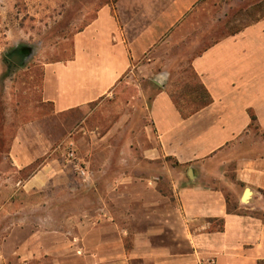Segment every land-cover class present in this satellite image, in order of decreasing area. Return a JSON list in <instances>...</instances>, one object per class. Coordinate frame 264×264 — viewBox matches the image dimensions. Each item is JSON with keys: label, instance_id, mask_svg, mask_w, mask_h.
<instances>
[{"label": "crops", "instance_id": "1", "mask_svg": "<svg viewBox=\"0 0 264 264\" xmlns=\"http://www.w3.org/2000/svg\"><path fill=\"white\" fill-rule=\"evenodd\" d=\"M203 1L137 0L129 10L105 3L76 35L73 58L44 66L42 103L56 115L101 105L119 93L127 74L159 90L150 103L149 140L131 142L135 156L115 164L114 174L91 177L79 158L78 165L46 162L28 180L6 179L15 184L14 197L45 196L50 204L48 219L37 217L33 253L20 263H264V18L214 40L191 60L201 101L175 100L167 74L155 63L137 64L153 48L162 53L159 40L190 37L178 33ZM153 7L161 9H146ZM211 21L210 28L218 22ZM22 140L19 134L13 155L25 151L21 145L29 151ZM35 157L15 160V173L31 169ZM155 168L162 173L155 176ZM99 179L104 190L91 186ZM45 221L53 233L48 243ZM6 261L0 249V264Z\"/></svg>", "mask_w": 264, "mask_h": 264}, {"label": "rangeland", "instance_id": "2", "mask_svg": "<svg viewBox=\"0 0 264 264\" xmlns=\"http://www.w3.org/2000/svg\"><path fill=\"white\" fill-rule=\"evenodd\" d=\"M135 1L0 0V20L3 23L0 28V209L7 207L5 213L0 212V249L7 260L4 264H22L19 261L22 256L33 253L37 217L45 214L48 219L50 206L45 196L14 197L15 184L5 182L8 177L17 174L28 180L46 162H57L61 166L72 163L66 159L68 150H71L68 144L72 142L76 157L83 160L79 159L89 176L112 175L117 170L115 164L123 159L129 164L135 156L129 148L131 142L137 146L139 142L145 144L149 140L146 131L150 127L149 108L151 99L159 90L150 79L127 74L114 97L101 105H92L89 110L67 114H54L41 98L44 66L65 63L73 58L76 35L90 25L98 9L105 3L117 2L129 10ZM205 1L187 15L185 31L178 33L193 37L159 40L156 46H166L167 49L155 54L153 48L137 63H155L158 73L167 74V89L177 101L202 100L203 89L191 70V60L198 52L214 40L264 18V0ZM211 20L218 22L210 28ZM19 47H27L32 52L23 66L10 60L12 51ZM121 120L122 125L115 133V126ZM39 133L45 138L42 143L37 141ZM19 134L29 151L21 145L20 150L25 151L13 155V144ZM104 138L107 139L104 141ZM26 154L33 158L37 154L33 167L15 173V160H23ZM126 169L128 173L129 167ZM161 173V168H155L153 172L155 176ZM91 186L105 189L100 179ZM4 187L10 189L4 190ZM229 208L232 211L238 209L237 202L232 200ZM45 222L42 240L48 243L53 233L50 224ZM30 261L25 259L24 262L33 264Z\"/></svg>", "mask_w": 264, "mask_h": 264}, {"label": "flooded vegetation", "instance_id": "3", "mask_svg": "<svg viewBox=\"0 0 264 264\" xmlns=\"http://www.w3.org/2000/svg\"><path fill=\"white\" fill-rule=\"evenodd\" d=\"M31 56H32L31 49L27 47H19L16 50L12 51V53L10 54V60L13 61L18 66H23Z\"/></svg>", "mask_w": 264, "mask_h": 264}, {"label": "built area", "instance_id": "4", "mask_svg": "<svg viewBox=\"0 0 264 264\" xmlns=\"http://www.w3.org/2000/svg\"><path fill=\"white\" fill-rule=\"evenodd\" d=\"M68 147H71V146H68ZM66 159H67V161H69V162H72V163H75V164H77L78 163V161H77V157H76V154H75V151L74 150H68V152H67V155H66ZM78 165V164H77ZM79 170H80V172L82 173V174H84L85 172H84V170L82 169V168H79ZM201 264H215L212 260H208V261H204V262H202Z\"/></svg>", "mask_w": 264, "mask_h": 264}, {"label": "water", "instance_id": "5", "mask_svg": "<svg viewBox=\"0 0 264 264\" xmlns=\"http://www.w3.org/2000/svg\"><path fill=\"white\" fill-rule=\"evenodd\" d=\"M15 60H16V57H15ZM16 63H19V62H16ZM190 173H191V171H190ZM249 197H250V191L247 190L244 194L243 200L247 201L249 199Z\"/></svg>", "mask_w": 264, "mask_h": 264}, {"label": "trees", "instance_id": "6", "mask_svg": "<svg viewBox=\"0 0 264 264\" xmlns=\"http://www.w3.org/2000/svg\"><path fill=\"white\" fill-rule=\"evenodd\" d=\"M205 96H206V98L208 97L207 93H205ZM207 103H209V97H208V100H206L203 104L206 105ZM253 121H255V118L254 117H253Z\"/></svg>", "mask_w": 264, "mask_h": 264}]
</instances>
